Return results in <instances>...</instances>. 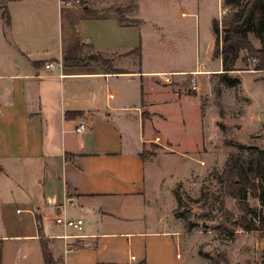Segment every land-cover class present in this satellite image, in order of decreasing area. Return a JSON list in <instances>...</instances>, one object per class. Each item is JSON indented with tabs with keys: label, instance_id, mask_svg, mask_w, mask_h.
I'll use <instances>...</instances> for the list:
<instances>
[{
	"label": "crops",
	"instance_id": "obj_1",
	"mask_svg": "<svg viewBox=\"0 0 264 264\" xmlns=\"http://www.w3.org/2000/svg\"><path fill=\"white\" fill-rule=\"evenodd\" d=\"M105 1L6 0L8 27L0 10V264H45L41 237L63 264H175L179 233L159 210L149 212L158 204L146 200L154 164L143 151L159 136L152 123L165 119L155 104L172 105L168 92L184 97L172 90L175 81L201 72L141 67L142 0H125L133 12L125 17L104 15ZM220 3L212 30L228 10ZM84 8L101 17H84ZM173 26L149 30L170 37ZM48 42L57 48L40 51ZM98 55L122 72L107 71ZM163 138L156 144L165 147ZM59 216L81 219V230L63 228Z\"/></svg>",
	"mask_w": 264,
	"mask_h": 264
},
{
	"label": "rangeland",
	"instance_id": "obj_2",
	"mask_svg": "<svg viewBox=\"0 0 264 264\" xmlns=\"http://www.w3.org/2000/svg\"><path fill=\"white\" fill-rule=\"evenodd\" d=\"M65 1L80 5L83 0ZM5 2L0 1V8ZM128 3L109 0L98 5L103 6L104 15L116 16L118 9L125 17L133 15L124 10ZM141 3L147 21L141 67L202 73L193 77L182 75L172 83L174 92L189 97L178 99L168 92L172 105L165 108L162 103L155 104L165 119L157 118L152 125L159 131L160 144L164 143V135L170 141L165 147L155 142L143 151V156L152 157L154 164L148 163L146 169V200L158 204L152 205L149 212L159 210L167 217L165 227L178 231L180 241L171 253L175 264H264V232L246 230L239 225L252 222L250 210L264 218L257 190L251 181L245 199L234 197L236 191H231L224 173L227 160L247 162L264 150L263 63L257 54L241 50L234 70L226 76L219 74L223 70L220 55H215L211 20L223 9L220 0H142ZM181 12L184 17H180ZM166 20L171 23H165ZM153 23L168 24L169 29L173 24L171 38L149 30ZM221 36L220 31L219 41ZM249 39L254 49L260 48L252 34ZM56 48L57 42L42 43L40 51L52 52ZM230 78L233 85L227 82ZM144 87L151 89L152 99L159 97L146 82ZM181 218L192 224L190 232Z\"/></svg>",
	"mask_w": 264,
	"mask_h": 264
},
{
	"label": "trees",
	"instance_id": "obj_3",
	"mask_svg": "<svg viewBox=\"0 0 264 264\" xmlns=\"http://www.w3.org/2000/svg\"><path fill=\"white\" fill-rule=\"evenodd\" d=\"M223 5L228 9L227 13L221 20L213 21V31L215 33V55H220L222 72L219 74L226 76L230 71L234 70V64L239 58L241 50H246L248 54L255 55L261 59V68H264V0H223ZM1 17L6 27L10 24V17L5 6L0 8ZM118 11V9L116 10ZM103 12V11H102ZM84 17H101L99 12L93 9L84 8ZM103 16V15H102ZM119 21L134 23L136 21L124 20L122 17ZM221 26V29H220ZM220 31L222 32L221 41ZM252 34L260 43L259 49H254L249 39ZM139 55V49L134 50ZM92 58L102 64L109 72L119 73L122 71L110 67L106 58L101 55L92 56ZM68 63L77 64L82 62L81 59L68 60ZM229 85H233V79H227ZM79 112H66V116H77ZM225 176L230 182L231 191H236L234 197L245 199L251 181L257 190V199L264 207V150H260L254 157L247 162L242 160L229 159L225 164ZM237 189V190H236ZM178 202V197H177ZM252 215V222L248 224H239L246 230H261L264 232V218L259 217L256 213L249 212ZM255 217L258 220H255ZM184 228L190 232L193 228L192 224L185 218H181ZM258 222V223H257ZM258 224H262L258 226ZM41 246L43 250V258L45 264H63L62 258H55L50 252L46 240L41 237ZM200 253V252H199ZM201 254V253H200ZM140 264H145L144 260Z\"/></svg>",
	"mask_w": 264,
	"mask_h": 264
},
{
	"label": "built area",
	"instance_id": "obj_4",
	"mask_svg": "<svg viewBox=\"0 0 264 264\" xmlns=\"http://www.w3.org/2000/svg\"><path fill=\"white\" fill-rule=\"evenodd\" d=\"M76 2H78L79 0H75ZM66 3H69L71 4L72 2L71 1H66ZM51 63H48V64H45V68H49L51 67ZM193 88H195L193 86ZM85 124L84 123H80L77 128H76V132L77 133H81L85 130ZM154 142L158 143L160 142V137L159 136H155L154 137ZM56 223L61 225L63 228H75L77 230H81L82 228V220L81 219H70V218H65V217H62V216H59L56 218ZM64 237H66L64 235ZM131 258L133 259L134 256H131Z\"/></svg>",
	"mask_w": 264,
	"mask_h": 264
}]
</instances>
